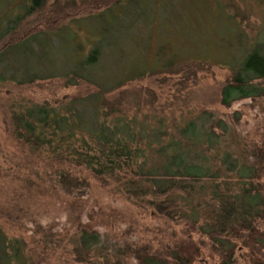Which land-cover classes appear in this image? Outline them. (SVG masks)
Here are the masks:
<instances>
[{"label": "trees", "instance_id": "16d2710c", "mask_svg": "<svg viewBox=\"0 0 264 264\" xmlns=\"http://www.w3.org/2000/svg\"><path fill=\"white\" fill-rule=\"evenodd\" d=\"M128 1L0 0V104L13 145L0 148L10 162L0 160V190L45 183L70 201L58 224L27 234L0 213V264H264V44L235 55L219 115L203 108L172 130L114 117L130 80L175 73L172 87L186 92L196 78L194 65L169 57L128 70L120 41L135 45L140 31L127 36L129 19L143 28L163 9ZM98 183L133 205L102 230L76 205Z\"/></svg>", "mask_w": 264, "mask_h": 264}, {"label": "rangeland", "instance_id": "374dc122", "mask_svg": "<svg viewBox=\"0 0 264 264\" xmlns=\"http://www.w3.org/2000/svg\"><path fill=\"white\" fill-rule=\"evenodd\" d=\"M128 2L131 5L135 4L134 0ZM141 2L144 3L145 0ZM161 3L163 9L161 10L159 6L150 14L152 16L149 15L150 20L145 21L147 26L141 28L137 25L138 22L144 23L138 18L134 21L129 19L131 25L126 31L127 36L133 34L136 29L140 31L135 45L120 41V45L123 46L120 48L124 49L125 64H130L131 67L128 69L130 71L131 68L142 64L146 67L154 66L160 60L169 57L176 64L186 65L188 62L194 65L196 78L189 79V81L192 80V85L188 91L185 90L186 92H183L184 90L177 92L172 87L173 77L176 78L177 75L175 73H168L165 77L156 79L148 75L130 80L120 87L122 88L121 93L119 92L122 100L119 103L121 109L114 113V117L131 118L133 121L146 122V126L160 125V128L167 127V130H172L173 124L182 116H193L203 108L219 115L222 110L218 102L219 87L231 72L235 55L254 42L264 44V1L162 0ZM124 12L126 11L120 12L123 19L127 16ZM141 13V16L145 18L148 15L147 12ZM232 57L233 59L230 60ZM194 58L205 59L194 61ZM59 81L53 80L54 87H58ZM9 85H4L7 92H9L7 90ZM16 87L15 83L11 84V90ZM23 88L24 92L31 91V86ZM73 89L74 87H68L66 90L61 88L54 97L56 96V100L60 99V96L65 98ZM15 93L11 92L9 98L17 99L16 96L19 93ZM0 96H2L1 93ZM1 108L8 111L4 103L0 104V148L9 151L13 150V145L5 136L4 111ZM0 160L3 165L10 163L1 153ZM17 183L10 182L7 185L11 187H9L10 192L0 190V213L9 222L10 226L7 225L12 232L27 234L29 231L27 228L32 225L39 228L41 225L58 224L59 219L65 216L63 210L67 209L66 205L70 201L63 198L61 191L54 192L48 184L45 186L44 183L39 184L41 188L39 186L35 187V190L22 188L12 194L13 186H19ZM111 188L113 189L110 185L107 187L106 184L98 183L93 187L92 192L88 191L86 202H84L85 197L78 200L79 204L76 205L82 208L83 221H86L88 217L86 212L91 213L95 215L93 225L102 230L111 227L106 216L112 218L126 207L133 206L123 198L122 190L118 194ZM116 188L119 189V187ZM28 218L31 224L27 223ZM104 219L105 223L98 222ZM89 223L91 222L87 221V224ZM18 224H21L22 230ZM29 249L30 252L35 251L36 247Z\"/></svg>", "mask_w": 264, "mask_h": 264}]
</instances>
